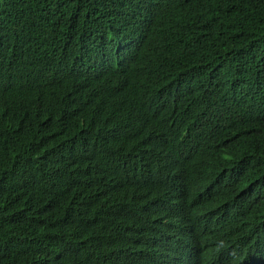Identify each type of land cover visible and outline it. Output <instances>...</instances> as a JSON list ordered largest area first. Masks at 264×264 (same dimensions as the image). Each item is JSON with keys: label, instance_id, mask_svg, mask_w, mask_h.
<instances>
[{"label": "trees", "instance_id": "obj_1", "mask_svg": "<svg viewBox=\"0 0 264 264\" xmlns=\"http://www.w3.org/2000/svg\"><path fill=\"white\" fill-rule=\"evenodd\" d=\"M0 264H264V0H0Z\"/></svg>", "mask_w": 264, "mask_h": 264}]
</instances>
